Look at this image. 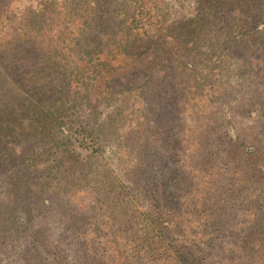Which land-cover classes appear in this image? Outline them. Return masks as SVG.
Here are the masks:
<instances>
[{
    "label": "rangeland",
    "instance_id": "rangeland-1",
    "mask_svg": "<svg viewBox=\"0 0 264 264\" xmlns=\"http://www.w3.org/2000/svg\"><path fill=\"white\" fill-rule=\"evenodd\" d=\"M68 1L0 0V60L54 56L0 88V264H264V0H88L138 14L91 66Z\"/></svg>",
    "mask_w": 264,
    "mask_h": 264
},
{
    "label": "trees",
    "instance_id": "trees-1",
    "mask_svg": "<svg viewBox=\"0 0 264 264\" xmlns=\"http://www.w3.org/2000/svg\"><path fill=\"white\" fill-rule=\"evenodd\" d=\"M95 0H92V3H94ZM90 2L88 0H70L68 2H66L65 8L66 10L70 13V14H58L59 19H63L62 24L65 26L69 25L70 21L75 20V19H82V24H81V28L79 29V37L77 39V44L74 45V48H72L70 51H72L71 53H76L78 56L84 57L85 59H88L87 61V65L91 66L93 65L92 62H97L99 61L98 57H94L95 55H97L100 52V49L103 45V41L107 43V41H105V39H108V41L110 42V44L112 43L114 44H118L119 48H122L124 51L128 50V48H130L131 46H133L136 43L137 40V35L133 34V28H131V26L129 25L128 27L125 26V24H127L128 19L132 18V22L130 23L131 25H135L136 24V20L134 19L135 16H137L136 14H123V12L120 10H116L114 11L113 17L110 16L109 19L105 20V23L102 24V29L99 32V35L102 36V39H99V36L97 35L96 37H94V33L92 32V29L98 27V20H101L102 18L100 17L101 15L99 14H95L96 8L93 5L92 8H90ZM48 9V7H47ZM84 9V11H83ZM90 11V13L92 14H88V12ZM34 16V20H33V24H35V26L38 27H44V25L46 24V22L48 21V16L46 14H39V15H35ZM46 16V17H45ZM124 16V18L120 19L117 21V19H119L120 17ZM68 17H72L70 20ZM116 19V21H115ZM42 21V23L40 24V22ZM92 35V36H91ZM105 35V36H104ZM26 40H24L23 42H25ZM22 41L19 42L18 40H14V44H19L22 46ZM13 44V45H14ZM23 48V47H22ZM5 52L2 56H4L3 60H0V88L3 85L4 86H8L11 85L12 87L16 86L19 84V82H17L16 79H14L15 76V60L18 61V59L20 60L18 63L20 64V62L22 63L20 66V68L23 69V74L26 75V72L28 74V71L32 72L31 74L34 75L33 79L34 81H37V76H40L43 71H46V69L49 67V61L52 60L54 58V56L51 54V58L52 59H47L46 61L43 59H40L38 61L40 62H36L33 63V61L30 63V59L28 58L29 61H24V59L21 57L22 53L19 54V56H17L15 59L14 58H7L5 56ZM60 57V56H59ZM14 59V60H13ZM66 60V59H64ZM44 62V63H43ZM52 63V62H50ZM8 65L9 68H5L4 69V65ZM54 64V67L58 68L59 66L62 67V69H65V67L68 64V61H66L65 64H60V63H52ZM100 66H105L106 64L103 63H99ZM28 66H30L32 68V71L29 70ZM24 67V68H23ZM7 69H10L11 71V75H8L7 73H9V71ZM8 71V72H7ZM26 71V72H25ZM53 73V69L50 70ZM77 71V76L82 77L84 76L83 71L79 68L76 69ZM29 72V73H30ZM35 81V83H36ZM19 89H21V86L19 87ZM34 107L32 108L31 105H29V109L30 110H34L35 112L37 111V118H42V113H44V109H48L46 108L47 106L43 103V102H38L37 101V97L34 96ZM54 109H59L58 107L54 108ZM11 110L12 108H10V113L8 115L11 114ZM39 110V111H38ZM52 110V109H49ZM42 112V113H41ZM51 112V117L54 116V113L52 111ZM5 116H7L5 114ZM4 116V117H5ZM3 117V119H4ZM48 117V115H47ZM41 120H39L38 122H40ZM16 123L14 122V125Z\"/></svg>",
    "mask_w": 264,
    "mask_h": 264
}]
</instances>
